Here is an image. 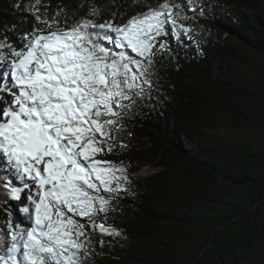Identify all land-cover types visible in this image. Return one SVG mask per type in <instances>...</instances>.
<instances>
[{"label": "trees", "instance_id": "16d2710c", "mask_svg": "<svg viewBox=\"0 0 264 264\" xmlns=\"http://www.w3.org/2000/svg\"><path fill=\"white\" fill-rule=\"evenodd\" d=\"M162 2L0 0V41L19 49L22 35L43 28L33 8L49 20L63 9L56 19L67 26L93 18L95 5L97 23L123 24ZM167 2L193 31L160 38L168 50L155 58L152 98L124 122L129 147L97 156L123 161L131 183L105 221L119 237L86 224L84 264H264V0ZM5 199L0 232L24 226L23 201Z\"/></svg>", "mask_w": 264, "mask_h": 264}, {"label": "snow or ice", "instance_id": "6c2138e0", "mask_svg": "<svg viewBox=\"0 0 264 264\" xmlns=\"http://www.w3.org/2000/svg\"><path fill=\"white\" fill-rule=\"evenodd\" d=\"M178 7L165 0L116 24L97 23L93 5V18L67 26L56 19L63 9L49 20L33 8L44 27L22 35L19 49L0 41V194L23 201L24 225L0 232V264H84L86 224L102 237L121 235L105 221L131 180L123 161L97 156L129 147L124 122L152 98L155 58L168 50L160 38L193 31L178 24L188 19Z\"/></svg>", "mask_w": 264, "mask_h": 264}, {"label": "rangeland", "instance_id": "374dc122", "mask_svg": "<svg viewBox=\"0 0 264 264\" xmlns=\"http://www.w3.org/2000/svg\"><path fill=\"white\" fill-rule=\"evenodd\" d=\"M227 132L224 133V135L226 134ZM149 174V170L144 168V169H140L137 171L136 175L137 176H141V177H144V176H147Z\"/></svg>", "mask_w": 264, "mask_h": 264}]
</instances>
